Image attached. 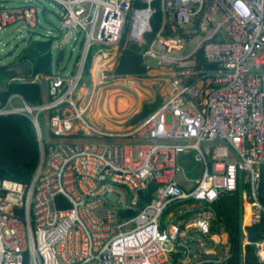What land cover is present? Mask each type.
<instances>
[{"label":"built area","instance_id":"2783aa9c","mask_svg":"<svg viewBox=\"0 0 264 264\" xmlns=\"http://www.w3.org/2000/svg\"><path fill=\"white\" fill-rule=\"evenodd\" d=\"M19 1L0 0V31L39 28L37 0ZM48 1L59 9L58 33L80 38L81 52L75 72L44 77L49 100L13 107V97L22 100L14 94L0 103V116L30 120L39 149L28 184L0 179V264H170L182 238L208 235L214 213L204 207L183 230L161 229L167 207L211 204L239 181L256 224L264 215V0H159L162 22L142 59L173 76L163 103L126 133L89 125L76 93L92 49L121 45L132 12L140 13L135 0ZM153 11L143 13L148 27ZM186 155L198 167L188 189L176 181ZM150 185L153 196L139 208Z\"/></svg>","mask_w":264,"mask_h":264},{"label":"trees","instance_id":"16d2710c","mask_svg":"<svg viewBox=\"0 0 264 264\" xmlns=\"http://www.w3.org/2000/svg\"><path fill=\"white\" fill-rule=\"evenodd\" d=\"M134 8L141 14L150 9L154 10L150 18L151 31L144 33V44L138 45L137 43H131L123 47L126 35L125 29L117 63L114 69L108 72L114 77H143L146 75V66L143 63L142 51L152 40L162 22L159 0H149L147 2L135 0ZM168 25L167 34H172V30L170 29L174 27L170 19L168 20ZM173 32H175L174 29ZM28 42L30 44L23 50L21 60L30 63L31 71L29 77L33 78L37 75L51 76V42L37 40H29ZM198 58L201 64L204 65V60L200 53L198 54ZM90 67L91 54L88 55L84 64V78L89 77ZM205 68L209 67L206 66ZM3 73L4 70L0 69V74L3 75ZM46 83L40 80L34 82L27 80L24 82L16 80L10 81L6 89L0 91V101L4 103L9 96L17 94L28 105L41 104L50 98L47 95ZM159 100L160 98H158L154 104H144L141 111L130 120V123L135 124L145 119L157 109L158 103L160 102ZM51 114L52 112H49V115ZM73 138L76 137H69L70 140ZM81 138L86 137L81 136ZM38 160V143L35 129L30 120L19 114L0 116V179H9L22 184H28L35 172ZM245 186L239 181L238 188L233 193L220 195L218 199L211 204L204 203L202 206L193 205V209L189 211L186 210V207L193 203L192 200H184L169 205L161 217V229H165L169 223H175L179 226L180 230H183L184 224H178L181 220H187L191 218L194 213L197 214L200 212L202 208L209 207L213 211L214 216L210 220L209 233L207 236L224 232L226 235L228 252L219 263H216V258H205L195 264H264V261H261L257 254L259 244L264 246V215H262L256 224L247 226L244 229L242 228L243 208L241 189L245 188ZM154 189L155 186L150 185L148 189L140 193V199L137 202L139 208L150 201ZM260 192V200L264 204V166L261 167ZM134 214L135 212L128 211L125 215L130 217ZM244 231L246 235H244ZM189 234L193 235V238L195 235L204 237L195 231ZM182 239L184 240V238ZM244 239H246L245 244L243 243ZM187 255L189 254L185 246L176 247V251L170 254V264H184L183 259Z\"/></svg>","mask_w":264,"mask_h":264},{"label":"crops","instance_id":"0c3cea01","mask_svg":"<svg viewBox=\"0 0 264 264\" xmlns=\"http://www.w3.org/2000/svg\"><path fill=\"white\" fill-rule=\"evenodd\" d=\"M146 27H147L146 32L150 31V25H149V28H148V25ZM129 32H130V29L128 28V30H127V27H126V35H125L123 47H125L131 43H137L138 45L144 44V34H143V36L139 35V37H133L131 32H130V34H129ZM102 50L103 51L105 50L106 52H108V54L105 58L100 56V52ZM119 55H120V46L119 47L118 46L111 47V48H102V47L100 48V47H98L94 52H91V67L89 68V77L84 78L82 83L84 82V80H87L88 82H84V85L81 86L76 93L77 94L76 95V101H77L76 103L78 104V108L84 109L85 118L90 120L93 123V124L92 123L91 124L88 123V124L95 127L97 130H102V128H104L105 130H102L103 132L109 131V132L116 133L114 131H117V132L120 131V130H116V129H119V127L115 126L114 123L107 122L106 119H110L111 115L114 117H117L118 116L117 113L123 114L125 112H130L133 109H135L133 114L135 112L137 114L141 111L144 104H154L158 98H160V100H159L160 102L158 103L159 104L158 107H159L163 103L165 98L167 97V94L169 92V80L173 76V72L170 69H165V68L159 67L152 60H143V63L146 66V75L145 76H143V77L123 76V77H129L130 79L137 80V79H141V78H148V76H152V77H154L153 79L160 80L159 83L165 82L164 89L161 88L159 90V94L154 95V94L148 93V91L145 89V87L142 86V83H137L134 80H131L127 85V88L130 90L129 91L130 93L127 90H125L126 86H124L123 84H121V85L119 84V87L114 89V90H107V91L103 92L101 90V88L99 87V86H101V81L98 82V79H96V78L99 76L98 74H100L104 68L101 67V69L97 70L96 66L98 68V66L101 63H104L107 61V63H108L107 67L112 66L114 69ZM76 60H79V55L76 58ZM149 61H152L154 63V65L150 64ZM73 65H74L73 66L74 69H76L75 62ZM3 70H4V73H3L2 78H0V86H3V85L7 86V84L10 81H13V80L20 81V79H24L23 81H20V82H24L26 80L30 81V82L40 80V81H45V83H46V80L44 79L45 75H37V76H34L33 78L29 77L30 71H31L30 63L28 61H26V62L22 61L21 57H19L17 60L15 59V61H13L9 67H7ZM59 70H60V67H58V69L55 72H58ZM151 71L153 72V75H152ZM51 72H52V74L55 73L54 71H52V68H51ZM71 73H73V72H71ZM107 74H110V73L107 72ZM110 75H112V74H110ZM90 77H91V80H90ZM112 78H114V79L118 78L119 79V77H114V76H112ZM5 89L0 87V91H4ZM104 93H105V96H103ZM101 97H103V101L101 100ZM111 99H112V106L110 103ZM120 100H122V101L124 100L125 102L127 101L126 104L128 103V105H131V107L129 109H126L125 112L124 111L119 112ZM23 101H24L23 99L21 100L18 97H13L11 104L13 107H22ZM0 103H1V101H0ZM4 103H1V105H3ZM90 112H91V115H88V113H90ZM112 113H114V114H112ZM136 114H134V115H136ZM133 116L127 120L128 124L132 125L130 128H132L134 125H136V123L135 124L130 123V120L133 118ZM109 121L111 122V120H109ZM98 126H100V127H98ZM130 128H128L126 130H129ZM89 138H90V140H97V139L102 138V137L99 135H91ZM89 138H88V140H89ZM177 162H178V165L180 168L179 172L182 171L184 178L189 177L190 179H192L194 177L195 173H198V167L194 163V161L192 160L191 156H189V155L181 156ZM183 186L186 189V187L189 188L191 185H190V182H187L185 180V183L183 184ZM192 206L193 205L191 203L190 206L186 207V210H188V211L192 210L193 209ZM242 208H243L242 228L244 229L245 227L250 226L249 220H248V222H246V210L248 213V217H249L250 213H249V207H248L247 201L243 198H242ZM184 212H185V209H184ZM195 215H196V213H194L193 216L187 220H181L178 224H184V226H185L187 223H189L195 217ZM244 235H246L245 231H244ZM225 236L226 235L224 232H219V233H215L214 235L206 236V237H201V236L199 237V235H198V236H196V238H198V239L201 238V239L208 240V241H220V237H225ZM193 239L194 238L192 237V240ZM224 240L226 242L225 238H224ZM244 241L246 243V239H244ZM227 246H226V253H225L226 255H227V250H228ZM261 251H262V253H261ZM257 254H258L259 259L261 261H264V246L262 244L259 245V249H258Z\"/></svg>","mask_w":264,"mask_h":264},{"label":"rangeland","instance_id":"374dc122","mask_svg":"<svg viewBox=\"0 0 264 264\" xmlns=\"http://www.w3.org/2000/svg\"><path fill=\"white\" fill-rule=\"evenodd\" d=\"M19 2H20L19 0H7L6 3L9 5L19 6L20 5ZM21 2L23 3V1ZM36 5L38 9L39 28L30 31L28 29H25L22 26V24H19V23L8 25L5 29L0 31V57L1 56L5 57L6 59L5 62H7V59L9 58L7 57L8 54L13 50L14 47H17L16 52L13 54L12 59L10 60L13 62L15 61V59L17 60L19 57H21V55L23 54V50H25L30 44L28 42L29 40H33V41L37 40V41H43V42L50 41L51 42L50 53H51L52 71L55 72L58 69V67H60L59 71H60V74L62 75L75 72L76 69H74L73 64L75 62V66L77 67L78 62H79L78 60H76V58L81 52V39L78 38L77 41H75V38H72L70 39L69 43L66 44L65 46H62L59 49L54 48L56 43L60 40V36H61L57 31L58 23H59L58 22V17H59L58 6L53 5V3L48 0H37ZM146 23L148 25L146 14H140L136 11H133L132 16L130 17L129 23L127 24V30L128 28L130 29V32L133 37H139V35L143 36L147 28ZM24 38L27 40L28 43L26 42L25 44L19 45L20 41ZM198 41L199 39L196 38L193 41V44L198 43ZM97 48H93L92 52H94ZM149 63L154 65L152 61H149ZM107 66L108 65L102 66L104 68L102 70L103 73L101 72L100 74H98L99 76L96 78L98 79V82L101 81V86H99L101 90L103 92L107 90H114L119 87V84L120 85L123 84L124 86H126L125 90L129 92L130 90L127 88V85L131 80H134V79H130L129 77H123V78L119 77V79L118 78L114 79L112 78L113 75L107 74V72L113 70V67L112 66L107 67ZM152 75H153V72H152ZM2 76L3 75L0 74V78H2ZM153 78L154 77L152 76H148V78H141V79H137L134 81H136L137 83H142V86L145 87L148 93L157 95L159 94V90L161 88L164 89L165 82L159 83L160 80H155ZM90 80H91V77H90ZM84 82H88V81L84 80ZM84 82L80 83V87L84 85ZM103 96H105V93L103 94ZM101 100L103 101V97H101ZM134 111L135 109L131 110L130 112H125L123 114L117 113L118 114L117 117H114L111 115L110 119H106V120L107 122L114 123L115 126L119 127V129H116V130H120L118 132L126 133L127 132L126 129L132 126L128 124L127 120L131 118L134 114H136V112L133 114ZM88 115H91V112L88 113ZM109 120H111V122ZM168 120H169V116H168ZM86 122L89 124L92 123L88 119H86ZM102 130H105V129L102 128ZM106 132L110 133L109 131H106ZM114 132H117V131H114ZM106 140L108 142H117V140H114L111 138L106 139ZM192 237L193 235L188 234L184 238L183 246H185L186 251H188V254H189L183 259L184 264H195L196 262L201 261L205 258H216L217 259L216 263H219L226 256L225 253H226L227 244L224 240V238L226 239V236L220 237V241H208V240H204L201 238H199L200 239L199 240L198 238H196V236H194V239L192 240ZM243 243L245 244V241H243Z\"/></svg>","mask_w":264,"mask_h":264},{"label":"water","instance_id":"95a60500","mask_svg":"<svg viewBox=\"0 0 264 264\" xmlns=\"http://www.w3.org/2000/svg\"><path fill=\"white\" fill-rule=\"evenodd\" d=\"M75 33H77V30H75ZM70 37H71V34H68V35H66V36H61V37H60V40L56 43V45H55L54 48H58V49H59L60 47L65 46L66 44H68L69 41H70ZM26 41H27V40H26L25 38L22 39V40L20 41L19 45H21V44H25ZM16 50H17V47H14L13 50L8 54L7 57H9V58L7 59V62H5V60H6L5 57H3V56L0 57V69H5V68H7V67L10 66V64H11V62H12V61H10V60L12 59V56H13V54L16 52ZM0 87H2L3 89L6 88L5 85L0 86ZM176 181H177V183H178L180 186H183V184L185 183V178H184V176H183L182 171H180V172L177 173ZM190 185H191V183H190ZM186 189H188V187H186Z\"/></svg>","mask_w":264,"mask_h":264},{"label":"bare ground","instance_id":"6f19581e","mask_svg":"<svg viewBox=\"0 0 264 264\" xmlns=\"http://www.w3.org/2000/svg\"><path fill=\"white\" fill-rule=\"evenodd\" d=\"M104 65H108V63H107V61L106 62H104V63H101L99 66H98V68H97V66H96V69L97 70H99L100 69V67H102V66H104ZM132 86V85H131ZM133 89V88H132ZM118 93V92H117ZM128 96V95H127ZM113 97V96H112ZM113 99V98H112ZM112 99H111V101H110V103H111V106H112ZM125 99V98H124ZM118 100V99H117ZM127 102V101H126ZM126 102L123 100H120V103H119V112H125V110L126 109H129L130 107H131V105H128V103L126 104ZM112 114H114V113H112ZM250 213V212H249ZM248 219H249V217H248V213H247V210H246V222L248 221Z\"/></svg>","mask_w":264,"mask_h":264},{"label":"flooded vegetation","instance_id":"af4514ba","mask_svg":"<svg viewBox=\"0 0 264 264\" xmlns=\"http://www.w3.org/2000/svg\"><path fill=\"white\" fill-rule=\"evenodd\" d=\"M137 124V123H136Z\"/></svg>","mask_w":264,"mask_h":264}]
</instances>
